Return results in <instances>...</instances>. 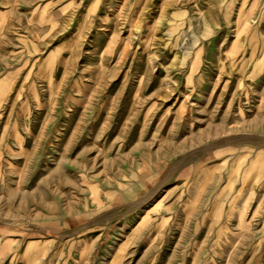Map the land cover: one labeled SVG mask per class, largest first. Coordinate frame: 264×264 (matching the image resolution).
Listing matches in <instances>:
<instances>
[{
    "label": "rangeland",
    "instance_id": "rangeland-1",
    "mask_svg": "<svg viewBox=\"0 0 264 264\" xmlns=\"http://www.w3.org/2000/svg\"><path fill=\"white\" fill-rule=\"evenodd\" d=\"M0 264H264V0H0Z\"/></svg>",
    "mask_w": 264,
    "mask_h": 264
},
{
    "label": "crops",
    "instance_id": "crops-1",
    "mask_svg": "<svg viewBox=\"0 0 264 264\" xmlns=\"http://www.w3.org/2000/svg\"><path fill=\"white\" fill-rule=\"evenodd\" d=\"M12 10H14V9H12ZM10 11H11V10H9V12H8V11H6L5 13H7V14H8V13H10Z\"/></svg>",
    "mask_w": 264,
    "mask_h": 264
}]
</instances>
